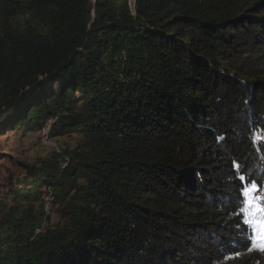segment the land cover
<instances>
[{"label":"trees","instance_id":"trees-1","mask_svg":"<svg viewBox=\"0 0 264 264\" xmlns=\"http://www.w3.org/2000/svg\"><path fill=\"white\" fill-rule=\"evenodd\" d=\"M11 105L0 135L81 142L9 184L0 264H264L238 197L264 187V0H0Z\"/></svg>","mask_w":264,"mask_h":264},{"label":"rangeland","instance_id":"rangeland-1","mask_svg":"<svg viewBox=\"0 0 264 264\" xmlns=\"http://www.w3.org/2000/svg\"><path fill=\"white\" fill-rule=\"evenodd\" d=\"M52 123L53 120L48 121L40 131L37 128H18L0 135V204L11 201L6 192L10 183L12 185L24 177V165H32L53 154L63 155L81 142L77 134L51 138L49 131ZM48 206L46 203V210ZM57 221L56 208L52 206L46 225L51 227Z\"/></svg>","mask_w":264,"mask_h":264},{"label":"snow or ice","instance_id":"snow-or-ice-1","mask_svg":"<svg viewBox=\"0 0 264 264\" xmlns=\"http://www.w3.org/2000/svg\"><path fill=\"white\" fill-rule=\"evenodd\" d=\"M239 211L244 225L246 247L264 253V187L254 176L239 175ZM246 181V182H245Z\"/></svg>","mask_w":264,"mask_h":264},{"label":"water","instance_id":"water-1","mask_svg":"<svg viewBox=\"0 0 264 264\" xmlns=\"http://www.w3.org/2000/svg\"><path fill=\"white\" fill-rule=\"evenodd\" d=\"M95 0H93V2H94ZM92 17L94 18V11L92 12ZM25 93L26 92H24L23 94H21L20 96H19V98H18V100L20 99V98H22L24 95H25ZM17 100V101H18ZM12 106L13 105H11L10 107H8V108H6V109H4V110H2L1 112H0V120H2L5 116H7L10 112H11V108H12Z\"/></svg>","mask_w":264,"mask_h":264},{"label":"bare ground","instance_id":"bare-ground-1","mask_svg":"<svg viewBox=\"0 0 264 264\" xmlns=\"http://www.w3.org/2000/svg\"><path fill=\"white\" fill-rule=\"evenodd\" d=\"M129 1H131V0H129Z\"/></svg>","mask_w":264,"mask_h":264}]
</instances>
